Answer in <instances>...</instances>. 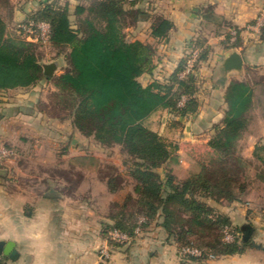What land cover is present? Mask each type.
Segmentation results:
<instances>
[{
  "label": "trees",
  "instance_id": "1",
  "mask_svg": "<svg viewBox=\"0 0 264 264\" xmlns=\"http://www.w3.org/2000/svg\"><path fill=\"white\" fill-rule=\"evenodd\" d=\"M142 1L87 0L85 5L70 9L58 0H43L20 23L49 26L47 39L37 43L27 41L21 28L9 29L0 16V91L32 87L46 80L53 90L39 105L40 112L60 123L68 122L73 132L96 145L118 147L129 157L125 164L134 183L133 193L122 202L110 204L104 238L116 230L125 233L131 244L136 228L144 232L155 221L168 238L175 239L178 251L187 247L201 252L200 257L186 256L185 261L241 254L251 241L207 201H239L250 183L251 164L241 156L239 141L250 125L253 90L246 82H230L224 94L223 119L214 128L207 150L193 156L192 171L177 177L170 166L176 146L146 127L145 122L160 110L171 115L173 126L178 124L174 118L195 114L196 78L193 73L179 77L190 57L184 55L166 81L153 80L147 86L139 82L143 74L153 75L156 55L155 44L126 37L125 29L144 21V15L150 19L140 6ZM0 8L9 15V0H0ZM172 28V22L156 17L150 25L151 37L157 42L164 40ZM231 31L235 32L233 41ZM260 31L264 37V27ZM223 43L226 49L237 47L240 30L230 26ZM43 45L64 59L60 74H44L38 54ZM188 46L197 51L193 65L197 70L207 59L209 48L201 37ZM253 156L256 179L264 183L263 144H256ZM73 161L89 169L98 164L93 156ZM110 184H114L113 178ZM226 227L234 235L231 242L223 240Z\"/></svg>",
  "mask_w": 264,
  "mask_h": 264
},
{
  "label": "crops",
  "instance_id": "2",
  "mask_svg": "<svg viewBox=\"0 0 264 264\" xmlns=\"http://www.w3.org/2000/svg\"><path fill=\"white\" fill-rule=\"evenodd\" d=\"M41 1L9 0L11 12L8 15L6 9L0 8V16L9 27H18ZM71 1H74L73 6ZM150 1L143 0L141 8L153 5ZM58 2L73 9L78 4L85 5L87 0ZM160 2L163 10L159 11V16L173 24L167 38L157 42L151 37L150 26L144 28L146 25L140 24L150 20L145 15L144 21L127 28L136 32L132 41L155 44L156 53L163 50L159 58L162 74L157 75L154 70L152 76L143 74L139 78L142 86L153 80L166 81L184 56L189 42L198 37L206 40L209 54L194 72L195 114L174 118L178 124L173 126L171 115L160 110L145 126L176 146L170 166L173 173L182 178L194 169L193 156L207 150L214 128L221 124L228 85L231 81L246 82L253 90V108L250 125L239 141V148L241 156L251 166L255 165V146L264 145V37L261 31L248 27L264 7V0ZM230 26L240 30V44L226 49L223 34ZM229 50L240 55L241 70H223L222 63ZM54 56L49 60L40 56V64L56 63L57 59L64 62L62 57ZM155 60L153 58V65ZM64 66L65 62L62 67L56 65L54 74H60ZM52 90L43 80L32 87L0 91V144L12 146L10 158L0 164V242L13 244L9 255L1 254L2 264H264V183L256 179L255 169L249 172L250 183L239 201L230 204L207 201L216 212L227 216L233 227L247 235L251 244L243 253L185 261L179 258L175 244L161 240L157 233H144L126 247L111 246L108 259L100 257L99 249L106 244L102 229L109 222V204L122 202L133 190L123 185H109L110 178L100 176L104 164L97 157L99 163L91 169L73 161L87 156L76 147L77 143L75 147L65 145L60 151L40 145V141L45 144L52 139L49 128L53 123L68 127L63 138L67 136L69 144L76 137L87 139L73 132L68 122L60 123L40 112L39 105L46 102ZM159 117L160 128L155 124ZM33 138L39 147H26ZM159 172L164 174L162 169ZM73 173L77 176L74 180ZM89 173L96 175L94 181L93 176L87 181Z\"/></svg>",
  "mask_w": 264,
  "mask_h": 264
},
{
  "label": "rangeland",
  "instance_id": "3",
  "mask_svg": "<svg viewBox=\"0 0 264 264\" xmlns=\"http://www.w3.org/2000/svg\"><path fill=\"white\" fill-rule=\"evenodd\" d=\"M161 0H156V1H150V3H152L153 5L149 4V6H145L142 9H145V11L147 12V14L150 16V20L148 21V23H140L142 26H145L144 28H147V26H150L151 23L153 22L154 18L159 17V11L163 10V5L160 2ZM72 6L74 4V1H71ZM72 20H74L73 17H71ZM216 21H219L218 19ZM10 29H15L17 27H9ZM143 28V27H141ZM18 29V28H17ZM229 29V28H228ZM233 32V31H231ZM125 33H126V37L128 40L134 39L133 34H135L136 32L131 31L130 29H125ZM223 40H225V33L223 34ZM156 47V46H155ZM189 47V46H188ZM187 47V50L185 52V56H190L192 51L190 50V48ZM163 52V50H162ZM162 52L159 51V53H156L155 58L156 60L154 61V71H156L157 75L162 74L163 72V67H162V62L159 60V58H162ZM38 54L39 56L45 57L46 60L49 59H54L55 56V50L50 49L49 46L47 45H43L42 47H40V49H38ZM64 64L62 59H57V65L59 67H62ZM201 63H199L200 66ZM156 68V70H155ZM159 73V74H158ZM56 121V120H55ZM156 125H159L158 127L160 128V117L157 119ZM156 127V126H155ZM37 131H39L38 129H36ZM49 132L51 134V140L48 143L42 144L40 141V145L43 146H49L50 148H52L53 150L56 151H60L63 146H72L75 147V144L77 143V146L79 149L81 148V152L85 153L87 156H94L97 157L99 160L102 161V163L104 164V170L101 172L100 176L105 175L107 178H113L114 180V184L117 185H123L124 187L128 188L129 190H133V181L131 179V177L128 174L127 171V165L125 164L129 157L124 154L122 151L119 150L118 147H113L112 149H100V147L98 145H96L91 139H83V138H79L76 137V139H74V141L72 143L69 144V142H67V136L66 138H63V133L64 132H68V127H58L57 123H53V125L50 126L49 128ZM35 134V133H34ZM33 140V141H31ZM35 139H30L27 144L26 147H32L34 146V148H38L39 143L34 142ZM32 142V144H31ZM2 146H6L12 149L11 145H3L0 144ZM14 150V149H13ZM97 159V160H98ZM100 161V162H101ZM99 163V161H98ZM250 169V170H249ZM251 169H255L254 165L252 164V166L250 165V168H248L249 172L251 171ZM91 176L92 177V181H94L96 175L94 174H88L87 177V181L91 180ZM77 177L74 173H73V180L74 178ZM110 206V204H109ZM108 211H109V207H108ZM108 213V212H107ZM238 223V222H237ZM239 226V223L237 224ZM158 229V230H157ZM104 230V226L103 229ZM144 233L147 234H151V233H157V237L161 238V240L163 241H169L171 243H175V239L173 237L168 238L166 236V234L159 228V226L157 225V223H155V221H153L151 223V225L148 227L147 230H145L144 232H141L139 234V236H137L135 238V241L137 240V238L139 239L140 236H142ZM244 237H247V235L245 234H241ZM261 240H257V242H260ZM179 253V258L182 260H185L184 258H187L185 255L181 254V250L179 249L178 251Z\"/></svg>",
  "mask_w": 264,
  "mask_h": 264
},
{
  "label": "built area",
  "instance_id": "4",
  "mask_svg": "<svg viewBox=\"0 0 264 264\" xmlns=\"http://www.w3.org/2000/svg\"><path fill=\"white\" fill-rule=\"evenodd\" d=\"M264 27V7L260 10L256 18L254 19L253 24H251L248 28L251 30L260 31L261 28ZM18 28L22 29L24 37L27 41L37 43L39 41H45L47 39L49 33V26L46 23H39L34 24L29 22L27 25H18ZM232 38L234 39L235 32H231ZM197 58V51H192L189 59L187 60L186 68L183 72H181L180 76L183 77L185 74L193 73L195 70L193 69V65ZM12 151L5 147L0 146V164L10 158ZM143 221V219H140ZM141 233L140 228H136L134 230V234L139 236ZM223 240L226 242H231L234 240V235L230 231L229 228H224L223 230ZM106 244L99 249V255L103 259H108L111 255V246L113 244H120V245H128L130 244V238L122 232L111 230L107 233V237L105 238ZM181 254L185 256H193V257H200L201 252L194 248H182ZM0 264H2V257L0 255Z\"/></svg>",
  "mask_w": 264,
  "mask_h": 264
},
{
  "label": "water",
  "instance_id": "5",
  "mask_svg": "<svg viewBox=\"0 0 264 264\" xmlns=\"http://www.w3.org/2000/svg\"><path fill=\"white\" fill-rule=\"evenodd\" d=\"M43 72L46 76L52 77L54 75V72L56 70V64L55 63H49L42 66ZM222 68L225 72L230 71H239L242 68V60L240 55L235 52L234 50H229L226 55L225 59L222 63ZM13 244L12 243H4L0 242V255H9L11 253V248ZM128 246V245H126ZM125 246V247H126Z\"/></svg>",
  "mask_w": 264,
  "mask_h": 264
}]
</instances>
